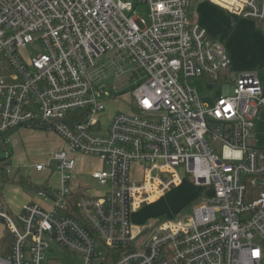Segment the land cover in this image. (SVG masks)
<instances>
[{
	"label": "built area",
	"instance_id": "1",
	"mask_svg": "<svg viewBox=\"0 0 264 264\" xmlns=\"http://www.w3.org/2000/svg\"><path fill=\"white\" fill-rule=\"evenodd\" d=\"M204 1L264 24V0ZM137 4L150 11L142 27L135 6L123 0H0V139L19 128H43L66 145L32 166L59 176L57 188L44 185L37 192L50 208L0 207L12 240L9 252L0 249V264H59L48 257L52 243L82 255L83 264L264 262V149L255 141L264 87L258 70L233 71L223 41L192 22V0ZM35 41L45 52L25 57ZM110 53L145 73L129 93L130 110L104 126L101 97L110 94L98 83L107 72L94 66ZM110 73L124 71L119 66ZM191 78L205 79L209 90L222 83L225 90L209 106L188 84ZM76 154L109 168L91 174L104 188L99 195L72 193ZM135 163L142 178L132 182ZM9 167L0 165V175ZM178 168L210 196L190 218L137 227L136 211L182 183Z\"/></svg>",
	"mask_w": 264,
	"mask_h": 264
},
{
	"label": "rangeland",
	"instance_id": "2",
	"mask_svg": "<svg viewBox=\"0 0 264 264\" xmlns=\"http://www.w3.org/2000/svg\"><path fill=\"white\" fill-rule=\"evenodd\" d=\"M123 1L131 2L135 6V15L137 17L136 22L140 27H142V20L146 24H149L150 11L147 5H138V0ZM199 2L200 1L198 0H192L193 10H196ZM228 17L230 18L227 25L229 26L231 24L232 27L230 26L229 29H227L226 24L223 20L219 22L222 26L221 28H219V35L223 39L220 40L224 43V47L228 54L233 71H245L244 69H237L233 64V48L231 47L232 41L230 36L231 31L233 27L237 26L238 23H241L242 20H247L249 25L251 24L253 28L255 27L256 30H259L264 35V24L256 23L253 20L244 19L233 15ZM44 52L45 50L43 44L40 41H35L33 44L27 47L24 52V55L27 58H33L43 54ZM246 56L247 55H244V57ZM263 64L258 65V75L260 80L264 83V70L262 69ZM119 66H122L124 73L121 74L119 77H115V75L110 72L113 68H117ZM94 69L97 71L105 70L107 72V77L98 83L99 87H104L105 91L110 94V96L103 94L101 97V100H103V103L105 105V110L102 114L99 115V119L102 125L106 126L116 114L128 112L130 110L128 106L129 93L134 87H136L137 84L142 82L145 71L136 62H133L128 58L122 60L120 57H117L114 53L105 54L100 58L95 59ZM251 69H256V67L249 68L247 70ZM6 74L7 73L5 72L3 73V75ZM188 84L197 92L200 101L209 106H213L225 90V87H223L222 83H215L213 88L209 90L207 88L208 84L206 80L202 78H191L188 80ZM17 134L18 131L14 132L12 137L16 136ZM48 136L49 139L45 140L43 143L34 144L31 146L26 145L24 141L18 151V159H14V167L16 168L9 167L7 176L10 177L12 180H17L20 176H22L28 178L32 183L38 186H41L43 182H46L52 187L57 188L59 186L58 176L53 175L47 177V172L37 173L32 167L36 163H44L48 161L53 155V153L59 151L58 148L61 146L62 138L58 134L56 135V133L53 135L48 134ZM11 139L12 138L10 137L6 138L5 144L3 140L0 139V159L9 156V154H13V143L11 142ZM255 141L259 148L264 149V108L260 110L257 117L255 126ZM220 146L221 145L219 143L214 144L213 150L215 153L220 152ZM85 164L87 166L85 165L86 167L82 169L77 175L79 184L82 189H84L81 195H99L104 188L96 184V182L92 180L89 174L91 168H93L96 163L92 161L89 163L85 162ZM103 169L107 171L109 170V168L106 166H103ZM177 172L182 179V183L179 186L170 189L168 192H166V194L162 196L161 199H159L155 203L144 205L138 211L135 212L136 216L141 215L140 217H142L144 215L139 221V224L141 226H144L149 223L148 225L154 224L156 228H160L164 224L168 223L170 220L182 221L186 218H190L192 216L193 209L197 206L202 205L205 201V198L210 196L211 191L209 190V188L195 186L191 180L190 175H188L183 168H178ZM141 178L142 171L135 163L133 164L130 170L129 179L133 182L141 180ZM12 190L15 191V197L17 199H21V191H24L25 194L29 193L30 195V192H26V190H20V187L16 183L10 182L6 185L4 183L0 184V191H2V193H6V195L9 197L11 196ZM166 214H174V216L172 215V217H168L165 216ZM157 217L160 218L152 223L151 220L154 218L156 219ZM137 227H139V225H137ZM51 247L52 250H54V253L48 254V257L58 259L59 264L84 263L83 256L78 254L77 252L64 251L59 248L55 243H52ZM261 264H264V262Z\"/></svg>",
	"mask_w": 264,
	"mask_h": 264
},
{
	"label": "crops",
	"instance_id": "3",
	"mask_svg": "<svg viewBox=\"0 0 264 264\" xmlns=\"http://www.w3.org/2000/svg\"><path fill=\"white\" fill-rule=\"evenodd\" d=\"M198 1L200 2L197 5L196 10H193V6L191 7L190 16H191L192 22L197 24L200 28L204 29L210 36L222 39L219 35L220 34L219 28L222 27L219 22L223 20L226 24V28L229 29L231 24L229 26L227 25L229 22V18H230L228 16H231V15L223 8L211 2L204 1V0H198ZM230 36H231V41H232L231 47L233 48L232 59H233L234 66L240 70L242 69L247 70L253 67H256V69L258 70V65L263 64L264 62V35L259 30H256L255 27L253 28L251 24L249 25L247 20H242L241 23H238L237 26L233 27ZM244 55H247V56L244 57ZM262 69L264 70V64L262 65ZM16 131H18V134L12 137L13 133ZM48 134L53 135L55 133L49 132V131L47 132V131H42V130H32V129L20 128L19 130L17 129L13 131L12 133H10L9 135H7L3 139V142L5 144L6 138L8 137L12 138L11 142L13 143V151H14L12 155L9 154L10 167L16 168L14 167V164H15L14 159L15 160L18 159L19 155L17 154H18L21 144H23L24 141L26 145L28 146H31L34 144H40V143H43L45 140L49 139ZM65 148H66L65 143L62 140L61 146L58 149L60 151ZM74 157L76 160V167L73 172L72 180L69 183V187L72 190V193L74 194V196H80L84 189H82V187L80 186L79 181L77 179V175L82 169H84L87 166L85 162L89 163L93 161L96 163V165L93 166V168H91L90 170V173H89L90 177L93 172L103 170V166L105 165L101 162V160L93 156H84V155L76 154ZM36 164H39V163H36ZM44 172H47L48 174L47 177H50L53 175L58 176L56 172L54 173H51V172L49 173L48 171H44ZM37 173H43V172H37ZM58 182H59V176H58ZM4 184L6 185L8 183H4ZM44 185H49V184L46 182H43L41 186H44ZM20 190H26V192H30V195L29 193L25 194L24 191H21L22 197L21 199H17L15 197L14 190H12L10 197L7 196L6 193H2L3 204H4L3 208L9 209L13 212H18L27 203H36L46 209L50 208L51 206L50 201L47 199L38 197L37 192H33L28 189H23L21 187H20ZM162 196L152 201L151 203H155L156 201L161 199ZM174 214L172 215L174 216ZM172 215L166 214L165 216L172 217ZM140 216H136V214L135 215L133 214L132 216V222L136 226L137 225L141 226L139 224V221L144 215L142 217ZM159 218L160 217H157L156 219L155 218L152 219L151 220L152 223L154 221H157ZM148 224L144 226H147ZM0 225H1L0 226V242H1L4 236V232L6 230V227L1 222H0Z\"/></svg>",
	"mask_w": 264,
	"mask_h": 264
},
{
	"label": "trees",
	"instance_id": "4",
	"mask_svg": "<svg viewBox=\"0 0 264 264\" xmlns=\"http://www.w3.org/2000/svg\"><path fill=\"white\" fill-rule=\"evenodd\" d=\"M263 87H264V83H263ZM75 118H77L78 122H81L83 119L81 117V115L79 113H75ZM38 130H42V131H46L43 128H39ZM9 135V134H8ZM0 165L1 166H10V156H7L3 159H0ZM16 183L17 185H19L21 188L23 189H28L31 190L33 192H38L39 190L45 189L44 186H38L34 183H32L28 178L22 177L20 176L17 180L15 179H11L8 176H3L0 175V184L1 183ZM75 198H77V196H75ZM0 207L3 208L4 204H3V195L2 192L0 191ZM11 237L8 233L7 230H5L4 232V236L0 242V249L3 251L2 253L6 254L7 252H9L10 250V246H11Z\"/></svg>",
	"mask_w": 264,
	"mask_h": 264
}]
</instances>
